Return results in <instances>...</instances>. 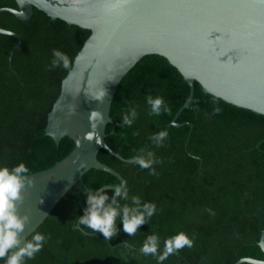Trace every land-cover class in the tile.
I'll return each instance as SVG.
<instances>
[{
    "label": "trees",
    "instance_id": "obj_1",
    "mask_svg": "<svg viewBox=\"0 0 264 264\" xmlns=\"http://www.w3.org/2000/svg\"><path fill=\"white\" fill-rule=\"evenodd\" d=\"M5 6L18 7V3L0 0V8ZM0 26L15 31L22 40L11 67L9 55L17 38L0 34V166L25 162L33 173L51 167L75 146L69 136L57 144L45 128L62 80L91 30L54 20L36 7L28 21L11 11H0ZM54 49L68 54L69 69L51 68ZM189 92L188 82L175 65L160 54H148L123 77L112 102L107 143L125 158L150 150L163 160L154 165L157 174L152 175L150 169L107 149L98 154L123 175L130 196L156 203L158 210L150 222L134 236L123 231L121 222L119 235L110 242L84 226L86 232L79 230L76 225L86 207V189L121 182L110 172L92 168L36 229L50 239L26 264H158L155 257L139 251L147 236L157 234L162 251L164 241L181 231L196 234L194 246L170 255L163 264H235L249 256L264 259L258 243L264 229V141L258 146L264 139V114L217 97L196 81L194 95L178 118L180 123L194 124L188 139L191 127H178L172 121ZM148 95L162 96L171 112L149 115ZM131 108H136L137 118L130 127H121L123 114ZM163 129L169 137L163 147H157L150 137ZM108 191L111 195L112 189Z\"/></svg>",
    "mask_w": 264,
    "mask_h": 264
},
{
    "label": "water",
    "instance_id": "obj_2",
    "mask_svg": "<svg viewBox=\"0 0 264 264\" xmlns=\"http://www.w3.org/2000/svg\"><path fill=\"white\" fill-rule=\"evenodd\" d=\"M16 1L18 7L5 6L0 11H11L28 21L36 7L54 20L91 30L62 80L45 128L57 144L69 136L75 146L51 167L29 174L35 183L23 189V198L18 202L20 214L30 217L22 238L36 231L90 169H101L126 181L98 154L104 148L122 160L134 162V157L125 158L107 143V126L113 121L111 107L121 80L145 55L166 57L188 82L189 95L172 121L178 127H191L188 139L194 124L180 123L178 118L194 95L196 81L217 97L264 114V0ZM0 30L10 31L17 38L9 55L12 67L13 55L21 48L22 40L15 31L1 26ZM104 88L107 95L103 102L91 99ZM90 113L98 127L91 126ZM107 186L115 185L102 187ZM95 234L103 235L99 231ZM262 239L264 229L259 241ZM119 245L133 247L129 242ZM245 262L264 264V259L243 257L235 264Z\"/></svg>",
    "mask_w": 264,
    "mask_h": 264
},
{
    "label": "clouds",
    "instance_id": "obj_3",
    "mask_svg": "<svg viewBox=\"0 0 264 264\" xmlns=\"http://www.w3.org/2000/svg\"><path fill=\"white\" fill-rule=\"evenodd\" d=\"M0 34L13 35L10 31L0 30ZM51 68L63 67L69 69L71 59L68 54L59 49L53 50ZM107 95V90L103 91L91 99L103 102ZM147 104L150 106L149 115H160L170 113L171 108L162 96H147ZM95 111V110H93ZM214 111L219 112L218 108ZM138 116L136 108H131L123 114L121 127L131 126ZM89 120L92 127H98L93 123L92 113ZM103 123V120H101ZM138 134V133H137ZM169 137L167 129L160 130L151 135V141L157 147H163ZM134 163L141 168L150 169L152 175H156L154 165L163 163L153 151L142 152L134 156ZM30 168L25 162L9 167L0 166V260L4 264H26L27 260L34 259L50 236L40 232H35L31 238H22L21 233L25 229L30 217L27 214L21 215L18 210V202L23 198V189L27 185L34 184L31 178ZM109 187L112 194H109ZM130 200V203L127 201ZM125 201L126 203H121ZM155 202L143 201L139 195L130 196L127 181H121L115 186L102 187L100 189H89L86 195V207L84 214L79 216V226L91 229L93 233L99 231L105 240L119 235L120 223L123 231L130 236H134L141 225L149 223L151 218L157 213ZM211 216L215 215L214 210L207 209ZM196 234H188L181 231L164 241L163 250H160V238L157 234L147 236L143 246L139 249L145 256H153L158 264L163 262L172 254H178L185 247L192 248L195 244ZM261 250L264 251V239L258 242ZM135 251V250H134Z\"/></svg>",
    "mask_w": 264,
    "mask_h": 264
}]
</instances>
